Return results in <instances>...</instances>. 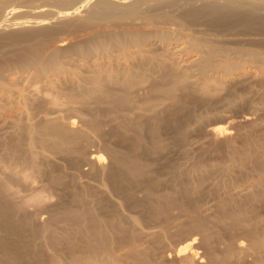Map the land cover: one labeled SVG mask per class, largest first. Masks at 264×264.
<instances>
[{
    "label": "rangeland",
    "instance_id": "rangeland-1",
    "mask_svg": "<svg viewBox=\"0 0 264 264\" xmlns=\"http://www.w3.org/2000/svg\"><path fill=\"white\" fill-rule=\"evenodd\" d=\"M58 1L59 0H53V3L51 0H35V3H33L32 1V3L27 4H30L29 6H36V11L40 10L41 12H43V10H50L51 12L56 13V11L58 12L63 9V7L58 4ZM11 3L19 5L16 10L26 9V7H22V5H27L26 3L22 4L17 0ZM79 4L80 3H76L75 6H79ZM200 5L201 0H197L195 2V6L198 7ZM142 8L143 6H140L123 13L115 14L114 17H111L108 20H120L129 16L137 18L139 17L140 12L143 11ZM174 8L175 9H169L166 7L152 6L147 7L145 10L150 14H170L171 16H174L178 19H180L182 16L183 18L180 20H182L183 22L185 20L188 21V19H186L184 15L185 10L187 9L185 5H182L180 3ZM9 9H11V7ZM79 11H81V14H85V7L83 9H79ZM27 14L28 13L24 14L26 16L19 15L15 17L14 15H11L9 13L6 15L7 17L4 16L0 19V23L3 24V27L8 32L14 30V28H10L9 26H7L10 25L9 23L13 24L25 21L26 24L28 23V25H31L30 22L34 21L33 17L36 18V16H31L29 14L27 16ZM177 15L180 17H177ZM37 18H42V16H37ZM57 20L60 21V19L54 18L53 22L56 24V22H59ZM186 21L184 23L192 32H195L193 34L198 37L200 36V38H204L209 41H213L214 39L213 42H217L219 44H221L222 42L225 44L227 43L226 46H232L233 44V47L243 46L244 48H251L252 45H255L253 46L254 48L264 49V30H260V27H256L257 30L254 27L247 28L245 25H235L228 27L227 25L223 24L224 26L222 27L221 23H214V25H211L212 23H208L206 19H199V22L194 23ZM49 22H52V19H50ZM5 31L3 30L1 31L2 33H0V64L7 62L6 60L11 61L12 59L14 60L15 57L17 58L18 55L16 54H18V46L17 48L14 46L18 45L19 43L21 44V42H14L12 50L11 46L7 45L6 42H4L5 40L3 39V35L7 33V31ZM85 33H87V31L82 29L71 31L59 30L52 36L50 35V37H47L48 41L46 38L43 41L46 42V48H50L52 46H56L59 48L70 47L74 42H76V39L82 38ZM235 35H237L238 37H235ZM173 41L183 43L185 46H187L190 53H195V51L187 43V37L184 34L175 36ZM255 42L256 44H258L256 45ZM15 49L17 52L15 51ZM157 51L160 52L161 49H157ZM115 52L117 51H113V53ZM67 55H69L70 58L74 57L72 63L75 62V64L73 63L69 66L77 70L76 72L78 74L79 72L82 76L83 73H85L84 76H86L87 74H96L95 71L91 70H89V72L85 70L83 71L84 68L79 67V62L82 61H80V59L75 56L76 54H74V52L68 51ZM166 57L170 62H172V60L175 61V59L171 58L170 55L169 57L171 59L167 55ZM217 58L219 60H224L227 57L223 54H219ZM230 60L234 62V68L243 65L264 66V61L252 60L246 54L236 53ZM18 73L23 74V77H21L16 82V86L14 85V88L16 89V91H18V93H21L23 96H25V98L19 100V102L15 105L7 104L6 102H4L5 107L3 106L0 110V201L13 209V214L16 220L25 219L28 223L18 232H0V241H7V243L13 244H24L23 246L19 247H11V251H18L20 254H23V257H14L12 254H9L8 256L11 258V261L14 260L15 264H74L78 261L79 263H93V258H95V260L97 261H100V259L106 260V256L104 255V253L108 251L107 253L110 254L109 256L117 257V259L119 260L118 263L120 264H184L187 259L189 260L190 258L191 260V257H193V264H208L213 259V257L216 259L219 258L223 262L225 255L227 254V250L231 248L233 254L231 253V256L229 255L230 257L228 256L224 260L225 264H239L240 262V264L264 263V248H260L262 250L252 248V240L250 236L246 234V232L248 231L247 228H249L251 232H255L254 234L252 233L253 236L255 235V237H257L259 235L260 238H264V197H259L255 194V196L257 197L254 198L255 200L250 198L251 200H254L253 202L248 199V196L246 197L247 194H250L251 190V193L255 192V181L260 178V175L263 172L258 170L251 164L254 162L253 159L256 158V156L254 155H256V152L258 150L257 142H259L264 137V78L263 80H246L240 83H238V81H233L234 83L215 82L212 78L213 82L211 80L207 89L208 91L206 90L207 93L205 91H202L203 93H199V91L197 90L191 91L187 87H181L179 90H177L176 93V95L178 96L177 100L164 96V93H162L163 91H157V95H155L156 92H154L155 94H151L149 85L147 86L148 83H146L147 81L140 80V87L138 86L137 88L138 91L135 89V94L131 92L130 103L128 104V106H124L129 109L128 111V109H124V107V110H121V108H117L119 110L115 109L114 107H112V103H109L107 100V104L105 100L96 102L97 100H95V98L94 100H92L93 98L91 96H87V101L84 99V102L86 101L84 103L83 100H80V96H82V93L78 96V93L80 92H78L76 88H73L75 86V83H77L78 81L77 78H74L73 81L69 78L66 79L65 77L62 78V76H60V79H58L60 81H58L55 85L57 86V92H51V90L47 89L43 84L44 77L40 78L36 74V70L33 66L22 67L18 70L5 69L0 75V84L7 76L12 75L15 77V75H17ZM81 75L79 76V80L81 79V82H84L86 77L84 79L81 77ZM81 82L80 84L83 83ZM87 82L88 80L86 79V82H84V84H87ZM143 83L146 84L144 85ZM219 83L221 84L219 85ZM58 91H60L58 94L59 96H56L57 100H55L54 95H56ZM67 91H73L77 94L73 95V93L71 92V94L68 95ZM150 94L151 97L149 96ZM75 98H77V101L75 100ZM151 98H156L157 102L155 99L153 101V99ZM148 100L149 102H156L154 107H147L145 105ZM100 102L104 103L101 104ZM23 103H25V105ZM183 104H185L186 106ZM11 106L13 108H10ZM19 106H21V108ZM26 108L29 111H27ZM109 108L111 111L109 110ZM180 108L186 110L189 115L187 116V112L184 110L175 112L176 114L178 113L177 115L172 112L175 109ZM22 109L23 111L25 110L24 112L26 113L19 115L18 113ZM15 110L18 112L16 113ZM12 111H15V113ZM100 111H102L103 114H99ZM27 112L30 113L28 114ZM168 112L170 114H168ZM173 114H175V116ZM183 114H185L186 116H184ZM24 115H26V117ZM129 115L131 116V118ZM170 115L172 116V118ZM127 116L131 120L127 118ZM159 117L163 119V121L165 120L164 122L161 121V129L159 128L160 141L164 147L163 149H158L157 147L158 150L156 151V153L155 151L145 152V157L146 159L148 158L147 160H149V173H147L140 179L141 182L143 179V182H139L140 185H136L137 188L132 185L131 188L130 185L127 186V184H123L125 187H127L126 190H128V192L129 189L130 193L134 192L133 194H131L132 200L130 199L126 201V198L122 199L124 196L120 197L122 194L120 195L118 192L116 194V192L110 189V184L107 186L108 188L105 185L106 182V184H108V175L106 176V174H108L109 171H107V168H111L113 165L110 159L111 157L110 155H108V151H106V146L120 153L126 154L127 151L129 152V148L127 146V142H124V144L123 141L127 137H133L134 134L138 133V129L139 132H141L143 140L142 144L144 145L143 148L146 146L148 147L147 144H149L150 146L149 139L152 135L151 130L153 131V125L155 126V123L158 121ZM222 117H225V119ZM121 119H129L128 121H131L127 123L131 124H129V126L127 124V126H125V123L123 121V126L126 127L127 131L122 130L123 128L121 127L123 126L121 123ZM137 119L142 122V126L139 128L136 126V123L138 122ZM49 121H51L52 126L56 122V125H63L64 127L68 128L70 124L73 123V128L77 129V131L82 132L84 130L85 134L83 135H85L86 138L85 136H82L80 139H78L79 141L77 140V142L71 144L70 148H67L65 145L63 146L64 148L61 146L60 150L59 148H50L43 142V137L49 139L48 141H50L51 143L55 140L56 142H58L59 139L53 131H50V127L48 129L45 128L48 127V124L46 122ZM134 121H136V123ZM146 121L149 123H147ZM133 123L136 127L133 126ZM188 123L189 125H187ZM119 124H121V126H119ZM178 124H183L184 128H187L185 129V140H183L185 143L181 142L175 144L173 142L174 132L172 131H174L175 127ZM44 130H46L47 132H45ZM129 130H133L136 132L131 134L132 132H130ZM218 131L223 133L224 136H227V138H229L233 142V145L237 150V154H234L235 157H237L240 153L247 149V154L248 156L250 155L251 158L246 163H244L243 166H240V168H238L234 160H232V154H230V152L225 149V144H222V138L215 136ZM123 132L124 134H122ZM127 132H130V135L129 133L127 134ZM43 134L45 136L47 134V136L45 137ZM219 140H221L222 142ZM40 141H42L44 144H40L42 143ZM17 143L18 145H16ZM28 147L32 148L31 150L33 151V153H29L27 151ZM35 149H37V151ZM66 149L70 151L67 152ZM238 149L241 152H239ZM98 152L99 154L101 153L100 155L105 156H102L106 169L104 172L98 169L96 167L97 165H95L94 163L89 164L90 158L95 154L98 155ZM251 159L253 161H251ZM33 164H35L36 166H34ZM191 164L193 166H191ZM209 164H219V171L209 176V179L207 177L205 182H203L202 184H197V178L199 179V176L197 175V172H194L195 169L193 168H196L197 166L206 167ZM254 169L258 170L259 172L255 171ZM97 170H99L100 172L98 173ZM190 171H193L191 172L193 174L189 173ZM177 172H179V174H177ZM183 172L185 174H183ZM187 172L189 173L190 177H188L189 175ZM257 173L259 176L257 175ZM181 174H183V177L181 176ZM173 176L175 177V179ZM189 178L191 180H189ZM153 180H157L158 183H156L155 181L153 182ZM100 182L104 185V187L107 188H105L106 195H100V193L97 191L98 188L96 187V184H99ZM121 182L123 183L122 179ZM146 182L147 184H149L150 190H148L149 187L147 186ZM154 183H156L157 185ZM184 183H187L186 186ZM141 185H143L142 188ZM155 185L157 187H154ZM195 186L198 188H195ZM143 187H147L148 189L146 188V190ZM181 187H184L186 189L187 195H183L184 191H182ZM152 188H155V190H153V193L150 194V192H152ZM131 189L133 191H131ZM193 192L198 195H194ZM157 193L160 196L163 195V197H166L167 195V198L170 200L168 205L171 206H167L168 211L167 209H164L163 212L157 214L158 217H154L156 219L155 220L154 218L151 219V216L148 215L149 210H147L146 206H148L149 204H146L145 201H147L148 199L149 202L154 201ZM75 195L77 198L75 197ZM98 196L100 197V199ZM182 196L184 198V201L182 200ZM184 196H187L189 199L187 197L185 198ZM229 198L232 201L229 200ZM100 200H102V202H104L105 200L106 205L109 206L107 210H104V205ZM107 200L109 201V203ZM180 200L182 202H180ZM134 201H137V206L135 204V206H131L133 205ZM125 202L128 203L125 204ZM139 202H145V204L140 203L139 205ZM175 202L182 204L183 202H185L182 208H184L185 206L187 208L185 207V210L181 209L180 206L175 204ZM188 202L190 204H188ZM241 203H243V206H245L246 209H249H247L249 212H247V216L243 218L242 224H234L231 219H227L224 215H221L228 212L227 210H229V208L233 210L231 207H233L234 205H242ZM101 204L103 207L101 206ZM143 205L146 206L144 207ZM249 205L251 206L249 207ZM69 208L70 211L74 212L75 214H77L78 212L79 216H77L76 220L67 221L65 219L67 217L64 213L65 211H68ZM111 210L113 213L111 212ZM114 212H116L117 215ZM87 213L89 214V216H93L92 218L94 219H92L91 216L89 217ZM114 216H117L119 218ZM219 216L222 217L220 218ZM224 217L225 221L223 219ZM90 218L92 219V221L95 220L94 223H96V227L98 228L99 233L101 232V235L105 234L103 236V245H89V243L92 244V242L94 241V238L91 237L90 233L88 232V226H90V222L88 220L91 221ZM129 218H133V220L137 222H135L136 225H132L131 223H129ZM119 219L121 222L120 224ZM197 219H206L205 224L203 221V229H206L208 233L205 231L204 233L200 228H196L197 230L194 228L197 227L194 226L195 224H197ZM187 222H189V224ZM190 222L191 227L193 226L192 230L189 226ZM194 222L195 224H192ZM257 222H259L258 225L255 224ZM84 224L86 227H84ZM117 226L120 230L117 228ZM243 228L246 232L243 230ZM199 229L200 231H202V233L199 231ZM149 231L154 233L157 232L160 236L157 233L154 236L155 238L147 236V232ZM206 233L208 236H204L206 235ZM204 237L209 238L203 240ZM206 240L207 243H203L206 242ZM204 244L205 246H211V248L205 246H203V248L202 245ZM238 245L245 248L241 250V252H238ZM98 246L101 247L99 248ZM226 247L229 248L226 250L225 254ZM95 248H97V250ZM208 248L211 249L210 251H213L215 255L218 254V257L214 256V254H211L209 250L208 251L210 252V254L209 252L207 253L206 249ZM103 249H105V252L103 251ZM135 250H139V253L143 254L141 255L142 257H138L136 254L137 251ZM91 251V257H87L86 254H89V252ZM243 251H245V253ZM93 252L97 255L93 254ZM33 255L39 256L38 262L34 260ZM74 255L77 257L75 258ZM256 255L258 256L256 257ZM8 256H6L2 252V249L0 247V264L6 263L3 261H10ZM143 256H145L146 258H143ZM79 257L85 259L82 261V259H80ZM210 257H212V259ZM239 257L242 258L240 259ZM86 259H88L89 261H86ZM216 259L215 261L212 260L214 262L211 261L209 264H215ZM219 259L217 260L216 264L222 263L221 261H219ZM74 260L76 262H74Z\"/></svg>",
    "mask_w": 264,
    "mask_h": 264
},
{
    "label": "bare ground",
    "instance_id": "bare-ground-1",
    "mask_svg": "<svg viewBox=\"0 0 264 264\" xmlns=\"http://www.w3.org/2000/svg\"><path fill=\"white\" fill-rule=\"evenodd\" d=\"M13 1H15V0H0V19L3 18L4 16H6L9 13L11 15H14L15 17H17L19 15L21 16V15H24V14L28 13L31 16H36V18L33 17L34 18V21H31L30 22L31 25H28V23L26 24V22L23 19L22 20L24 22H20V20L18 18V20H19L20 23H13L12 22L13 24L9 23L10 25H7L10 28H14V30H11L9 32L3 27V24L0 23V33H2L1 31H3V30L4 31L5 30L7 31V33H5L3 35V39L5 41L4 40H2V41L6 42L7 45L11 46V49L13 48L12 46H14V42H21V44L19 43L18 45H16V43H15L16 46H14L16 48L18 46V48H17L18 54H16V55H18L17 58L15 57L14 60L12 59L11 61L10 60L9 61L6 60L7 62H5L3 64H0V75H1V73L5 69H7V70L17 69L18 70V69H21L22 67H30V66H33L35 68V70H36V74L40 78L41 77H44L43 78V81H44L43 84H44V86L47 89L51 90V92L53 91L54 93L57 92L56 91V87L57 86H55V85L57 84L58 81H60V80H58V79H60V76H62V78L65 77L66 79L69 78L70 80H73L74 78H77L78 79L77 83L73 82V83H75V86L73 88H76V90H78V92H80V93H78V96H79V94L82 93V96H80L81 99H80V97H79V99L80 100H83V102H84V99L87 101V96H91L93 99L90 98V97H88V98H90L92 100H94V98H95V100H97L96 102H99L100 100H105V101L107 100L109 103H112L111 104V105H113L112 107H114L115 109L121 108V110H122L124 106H128V104L130 103V95H131V92L134 93V90L135 89L137 90L138 86L140 85L139 84L140 83V80L141 81H147L146 83H148L147 86L149 85L150 93L151 94L154 93V92H156V94L155 93L154 94L157 95V91H159V92L160 91L161 92L163 91L162 93H164V96H167V97H169L171 99H176L177 100L178 99V96L176 95V93H177V90H179L181 87H187L191 91L197 90L200 93L202 91H205L206 92V90L209 87V84H210L211 80L213 82V79H214L215 82H221V83H230V82H233V81H238V83H240V82L246 81V80L247 81L248 80H261V79L263 80V78H264V66H259V65H246V66H244L243 65V66H237V67L234 68L235 64H234V62L232 60H230L232 58V56H234L236 53H240V54H246V55H248L249 58L252 59V60L264 61V49L254 48L253 46H255V45H252L253 48L252 47L251 48H244L243 46L242 47H233V44H232V46H226L227 43L225 44L222 41H220V42L223 43V45H222V43L219 44L217 42H213L214 39H213V41H209V40H206L204 38H200V36L198 37L195 34H193L195 32H192L189 29V27L184 23L186 20L184 22L182 20H180V19L183 18L182 16H181L180 19H178V18H176L174 16H171L170 14H166V13H160V14H153L152 13V14H150L149 12H146V10H145L147 7H152V6L166 7V8H169V9H172V8L175 9L174 7L176 5H178V4L181 3L182 5H185L186 8H187L185 10V12H184V15H185L186 19H188V21L193 22V23L194 22H199L198 21L199 19H206V21L208 23L209 22L212 23L211 25H214V23L215 24L216 23H219V24L221 23V26L222 27L224 26L223 24L227 25L228 27L235 26V25H245L247 28L254 27L256 29V27H258V28L260 27V30L261 29L264 30V0H201V5L198 6V7L195 6V2L197 0H59L58 1V4L60 6H62L63 9L60 10V11H58V12L56 11V13L55 12H51L50 10H46V11L43 10V12H41L40 10L39 11H36L35 10L36 6H29L30 4L29 5L27 4V3H32V1H33V3H35L34 2L35 0H17V1L21 2L22 4L26 3L27 5H22V7L23 6H24V8L26 7L25 10H19V9L16 10V8H18L19 5L15 4V3H11ZM51 1L53 2V0H51ZM76 3H80L79 6L78 5L75 6ZM140 6H143V8H142L143 11L140 12L139 17H137V18H133V17L129 16L127 18H123V19H120V20H113V21H109L108 20L111 17H114L115 14L123 13V12L129 11V10H131L133 8L140 7ZM10 7H11V9H9ZM84 7H85V11H84L85 14H81L80 13L81 11H79V9H81V8L83 9ZM171 13H172V11H171ZM28 14H27V16H28ZM173 14H174V12H173ZM24 16H26V15H24ZM37 16H42V18H37ZM177 17H180V16L177 15ZM54 18L55 19L58 18V19H60V21L57 20L59 22H56V24H55L53 22ZM50 19H52V22H49ZM25 20H27V19H25ZM188 21H186V22H188ZM218 26H220V25H218ZM76 29L86 30L87 33H85V35L82 38L76 39V42H74L70 47L59 48V47H56V46H52L50 48H46V45H45L46 42L43 41L45 38L48 41V38L47 37H50V35L52 36L55 32H57L59 30L60 31H71V30H76ZM182 34H184L187 37V43L195 51V53H193V54L190 53L189 50H188V48H187V46H185L183 43L178 42V41H173V39H174L175 36L182 35ZM210 36H211V34H210ZM236 36L237 35H235V37ZM43 42H44V44H43ZM255 44H256V42H255ZM11 49H10V51H11ZM157 49H161V51L158 52ZM15 51H16V49H15ZM68 51L74 52V54H76L75 56L77 58H79L80 61H82V62H79V65H80L79 67H83L84 68L83 71L85 70V71H88L89 72V70H91V71H95L96 74L93 73L91 75L87 74L86 76H84L85 73H83V76L84 77L80 74V72L78 74L76 72L77 70H75V69H73L72 67L69 66L70 64L71 65L73 63L75 64V62L72 63V61L74 60V57L73 58H70L69 55H67ZM113 51H117V52L113 53ZM219 54H223L227 58L224 59V60H219L217 58ZM99 55H100V57H99ZM166 55L168 57L170 55L171 58H174L175 59V61L172 60V62H170L169 60H167ZM148 73L151 74V75H149ZM80 75L84 79L86 77V79L88 80L87 84H84V82H86V79L85 80L83 79L84 80V82L82 81L83 83L81 82V79L79 80V78H80L79 76ZM21 77H23V74H21V73H18L17 75H15V77L12 76V75H9L0 84V110L4 106V102H6L7 104H12V105L14 104L15 105L16 103L19 102V100L25 98V96H23L21 93H18V91H16V89L14 88V85L16 84V82ZM65 81H67V80H65ZM79 81L82 84H80ZM221 83H219V85ZM59 92L60 91H58V93L56 95H54L55 96V100H57L56 96H59L58 95ZM71 92L73 93V95L74 94L75 95L77 94L76 92L75 93L73 91H71ZM71 92H68V95H70ZM151 94L149 95L150 97H151ZM154 94H153V96H154ZM158 98H160V97H158ZM76 99L77 98H75V100ZM151 99H153V98H151ZM154 99L156 100V98H154ZM154 99H153V101H154ZM107 101H106V104L108 103ZM153 101L149 102V100H148L145 105L147 107L148 106L154 107V105L157 102V100H156L155 103ZM79 102H82V101H79ZM100 103L102 104L104 102H100ZM231 103H232V101H231ZM23 104L25 105V103H23ZM183 105H185V104H183ZM19 107L21 108V106H19ZM23 107H25V106H23ZM10 108H13V107L11 106ZM125 108L126 107H124V109ZM130 108H131V106H130ZM126 109H128V108H126ZM147 109H149V108H147ZM109 110H110V108H109ZM117 110H119V109H117ZM183 110H184L183 108L182 109L180 108V109H175L172 112L175 113V112H179V111H183ZM15 111H12V112L15 113ZM24 111L22 109V110L19 111L18 114L19 115H22L23 113H26ZM27 111H29V110L27 109ZM116 111H113V112H116ZM128 111H129V109H128ZM184 111H186V110H184ZM17 112L18 111H16V113ZM101 113H102V111H100L99 114H101ZM110 113H112V112H110ZM132 114H130V115H132ZM168 114H170V113L168 112ZM175 114H173V115L175 116ZM183 115L184 116H186V115L188 116L189 113L187 112L186 115L185 114H183ZM24 116L26 117V115H24ZM180 116H181V113H180ZM160 117H159V119L157 118L158 121L156 119L157 122L155 123V126L152 124L154 129H153V131L151 130L152 135H151V137L149 139L150 140L149 141L150 142V146H149V144H147L148 147L146 146V147L143 148V146H144L142 144V141L143 140H142L141 132H139V129L137 131L138 133L134 134L133 137H131V138L127 137L123 141V143L124 142L125 143L127 142V146L129 148V149L127 148L129 150V152L127 151L128 154L127 153L126 154L120 153V152H118V151H116L114 149H111L110 147L106 146V151H108V153H109L108 155H110V157H111L110 159H111L113 165H112L111 168H107V171H109L108 174H106V176L108 175V177H107L108 178V184H106L107 183L106 182L107 180H106L105 181L106 182L105 185L107 187L110 184L109 185L111 187L110 189H112L114 192H116V194H117V192L120 195L122 194L121 196L120 195H118V196H120V197L124 196L122 199L126 198V201L127 200H130V199L132 200L131 194H133L134 192L133 193L132 192L130 193V189H129V192H128V190H126L127 187H125L123 184H127V186L130 185L131 188H132V186H135L136 187V185H138V184L140 185V183L143 182V179H142V182H141L140 179L142 177H144L147 173H149V167H148L149 166L148 165L149 160H147L148 158L146 159L145 152L146 151H151V152H154L155 151V153H156V151L159 148L160 149L161 148L163 149V147H164L161 144L160 137H159V130L161 129L160 128V124H161V121H163V119H161ZM127 118H129V117L127 116ZM130 118H131V116H130ZM133 118H135V117H133ZM171 118H172V116H171ZM222 118L225 119V117H222ZM129 119H127V120L126 119L125 120H122L121 119L122 120V122H121L122 123V126H123L124 123H125L124 124L125 126H127V125L129 126L130 123L127 124L128 122H131V121H128ZM220 119H221V117H220ZM181 120H183V119H181ZM123 121H124V123H123ZM125 121H127V122H125ZM137 121H138L137 123H136V121H134V122L136 123V126L139 128V127L142 126V122L139 121L138 119H137ZM46 123L48 124V127H45V128L48 129L50 127L49 128L50 131H53L55 133V135L59 139L58 142H56V140L53 139L55 141L54 142L52 141V143H51L50 141H48L49 139H46V138L43 137V139H44L43 142L45 143L46 146H48L50 148H59V150H60V147L61 146L63 147L64 145L67 148H70L71 144L77 142V140L80 139L82 136H85V135H83V134H85L84 133V130L82 131L83 132L82 133L80 131H77V129H74L73 128V126H74L73 123H71V124L69 123L70 124L69 128L68 127H64L63 125L62 126L56 125L57 124L56 122H55L56 124L54 123L53 126L51 124V121L46 122ZM147 123H149V122H147ZM177 123H179V122H177ZM187 125H189V123ZM43 126H44V124H43ZM119 126H121V124H119ZM133 126H135L134 123H133ZM95 128H97V127H95ZM121 128H123L122 129L123 131L126 130V127H124V126L121 127ZM171 129H172V127H171ZM185 129H187V128H184L183 124H178L175 127L174 131H172V132H174L173 133V142L175 144L184 142L183 140H185L184 139V137H185ZM44 131L47 132L46 130H44ZM90 131H91V129H90ZM129 131L132 132L131 134H133L134 132H136V131H133V130H129ZM130 132H127V134L129 133V135H130ZM122 134H124V132ZM18 135H19V133H18ZM125 135H126V133H125ZM46 136H47V134H46ZM56 136H54V137H56ZM121 136H123V135H121ZM215 136L216 137H219V138L220 137L222 138V141H223L222 144H225V147H226L225 149L228 150L230 152V154H232V160H234V162L236 163V166L238 168H240V166H243V164L246 163L251 158L250 155L248 156V154H247V149L246 150L242 149L244 151L242 153H240L237 157H235V155L237 154V150H236L235 146L233 145V142L229 138H227V136H224V134L221 133L220 131H218ZM35 138H37V137H35ZM85 138H86V136H85ZM219 138H217V139H219ZM43 139H41V140H43ZM219 141H221V140H219ZM34 142H35V140H34ZM40 142H42V141H40ZM43 142L40 143V144H44ZM16 145H18V143ZM157 147H158V149H157ZM257 147H258L257 148L258 150L256 152V155H254V156H256V158L253 159L255 163L254 162L253 163L251 162L252 163L251 165L255 166V168H257L258 170L263 171V172L261 173L262 176L260 175V178H258V180L255 181V185H256V190H254L255 192L254 193H251V191H252L251 190L250 191V194H247L246 195V197L248 196V199H250V198L251 199H254L256 197L255 194L257 196H259V197H264V137L259 142H257ZM220 148H222V147H220ZM31 149H32L31 147H28L27 151L29 153H33V151ZM71 149H73V148H71ZM35 150L37 151V149H35ZM68 151H70V150H67V152ZM239 152H241V151L239 150ZM100 154L98 152V155L95 154L94 156H92L90 158V160L89 159L88 160H89V164L90 163H94L95 165H97L96 167L98 169H100V170H102L104 172L106 170L105 169V164L103 162V157H102L104 155H100ZM35 156H36V154H35ZM152 156H153V154H152ZM251 156H252V154H251ZM161 158H162V156H161ZM106 160H107V158H106ZM253 160L251 159V161H253ZM197 161H200V160H197ZM33 165L36 166L35 164H33ZM191 166H193V165L191 164ZM191 166H189V167H191ZM219 166H220L219 164H217V165L216 164H209L206 167H202V166L199 167V166H197L196 168H193V169H195L194 172H197L198 174L197 173L196 174L199 176V179L197 178V181H198L197 184H199V185L202 184L203 182H205V180L207 179V177L209 179V176H211L214 173L218 172L219 171ZM38 169H39V167H38ZM108 169H110V170H108ZM34 170H36V169H34ZM254 170L255 171H258L256 169H254ZM97 171H98V173L100 172L99 170H97ZM107 171H106V173H107ZM191 172H193V171H190L189 173H191ZM171 173H173V172H171ZM189 173H188V175H189ZM177 174H179V172H177ZM183 174H185V173L183 172ZM183 174H181V176ZM191 174H193V173H191ZM149 175H151V174H149ZM257 175H258V173H257ZM106 176H105V178H106ZM188 177H190V175ZM121 179H122L123 183L121 182ZM174 179H175V177H174ZM181 180H180V182H181ZM189 180H191V179L189 178ZM154 181L155 180H153V182ZM161 181H162V179H161ZM101 182L99 184H96V187L98 188L97 191L100 193V195L101 194L104 195L105 194V188L106 187H104V185ZM155 182L158 183L157 180ZM156 183H154V184H156ZM167 183H165V184H167ZM146 184H147V182H146ZM184 184L186 186L187 183H184ZM197 184H196V186H197ZM156 185L154 187H157ZM142 186L143 185H141V188H142ZM147 186L149 187V184H147ZM196 186H195V188H198ZM146 188H144V189H146ZM183 188H182V191H184L183 192V195L184 194L187 195V192H186V189L187 188L185 187L186 189L184 188V190H183ZM148 190H150V187H149ZM151 190H152V192H150V194L153 193V190H155V188H152ZM131 191H133V190L131 189ZM175 191H177V190H175ZM172 192H173V190H172ZM147 195H146V197H147ZM194 195H196V193H194ZM150 196H148V197H150ZM157 196H159V197H157ZM157 196L154 198V201H150L149 202L148 201L149 199H148L147 200L148 203H147V201H145L143 199L146 202V204H149L148 206H146V205H143V206L144 207L146 206L147 210H149L148 211L149 214L148 213L147 214L149 216H151V219H153L154 217L156 218L157 214H159L160 212H163L164 209H167V211H168V207L167 206H171V205H168V203L170 202V200L167 198L168 197L167 195H166V197H163V195L160 196L157 193ZM200 196H202V195H200ZM75 197H76V195H75ZM190 197H192V196H190ZM99 199H100V197H99ZM182 200L184 201L183 196H182ZM229 200H231V199L229 198ZM254 200H251V202H253ZM82 201H83V199H82ZM100 201L102 202V200H100ZM137 201L136 202L134 201L133 205H131V206H135L136 203H137ZM172 201H171V203H172ZM104 202H105V200H104ZM104 202H102L103 205H104V210H107L109 206H107L106 205V202L105 203ZM128 202H125V204L128 203ZM145 202H142V203L139 202V205H140V203L141 204H143V203L145 204ZM176 202H175V204H177L178 206H180L181 209H184L186 207L185 206L184 208H182L183 207V204L185 202H183V204L182 203H176ZM180 202H182V201L180 200ZM98 203H99V201H98ZM108 203H109V201H108ZM191 203H193V202H191ZM236 203H238V202H236ZM243 203H241L242 205H239L238 204V206L237 205H234V206L232 205L233 207H231V208L233 210H231L229 208V210H227L228 212H226L224 214H221V215H224L227 219H231L234 224H237V225L242 224L243 223V218H245L247 216L246 214H248L247 212H249L248 211L249 209L247 208L248 209L247 210L246 207L243 206ZM131 204H132V202H131ZM173 204H172V206H173ZM188 204H190V203L188 202ZM137 205H138V203H137ZM101 206H102V204H101ZM220 206H222V205H220ZM250 206L251 205H249V207ZM226 207H227V205H226ZM234 207H235V209H234ZM178 209H179V207H178ZM144 210H145V208H144ZM253 210H255V209H253ZM111 212H112V210H111ZM102 213H104V212H102ZM114 213H116V212H114ZM145 213H146V211H145ZM64 214L67 217V218H65L67 221L68 220H76L77 216H79L78 215V212H77V214H75L74 212H71L70 211V208H69L68 211H65ZM89 214H88V216H89ZM105 214H106V212H105ZM116 215H117V213H116ZM201 216H202V214H201ZM89 217H88V219H89ZM92 217L93 216H91V218ZM114 217H117V216H114ZM225 217L223 218L224 221H225ZM117 218H119V217H117ZM250 218H251V215H250ZM92 219H94V218H92ZM92 219H91V221L88 220L90 222V226H88L89 227L88 228V232L90 233L91 237L94 238L93 239L94 241L92 242V244L89 243V245H93V244H102L103 245L104 244V238H103V236L105 234L104 235H101V232L99 233L98 228L96 227V223H94L95 220L92 221ZM197 220H196L197 224H195V222L192 223V224H195L194 226H197V227H194V228L195 229L196 228H200V229H202L203 232L204 231L207 232L206 229L205 230L203 229L206 219L205 220L199 219L198 221ZM128 221L132 225H136L135 224L136 221H134L133 218L132 219L129 218ZM203 221H204V224H203ZM71 222H74V221H71ZM111 222H113V221H111ZM120 223L121 222H120V219H119V224ZM187 223L189 224V222H187ZM27 224L28 223H27V221L25 219L16 220L15 217H14V214H13V209H11L10 206H8L5 203H2L0 201V232H18V231H20ZM255 224L258 225L259 222L255 223ZM101 225H102V223H101ZM189 226L191 227V222H190V225ZM84 227H86L85 224H84ZM122 227H120V228H122ZM192 227H191V230H192ZM81 228H82V226H81ZM117 228H118V226H117ZM117 228H115V229H117ZM184 228H185V226H184ZM200 229H199V231H200ZM247 229H248V231L246 232L244 230V228H243V230L246 232V234H248L250 236V238L252 240V248H255V249L264 248V238H262V237L260 238L259 235L258 236L256 235L257 237H255V235L253 236L252 235L253 232H251L249 228H247ZM202 231H200V232L202 233ZM156 233L149 231V232H147V236L154 237ZM207 233L204 236H208ZM156 238H157V236H156ZM207 238H209V237H206V238L204 237V239L203 238H201V239L205 240ZM203 243H207V240H206V242H203ZM23 245L24 244H22V243L13 244V243H7V241H0V247L2 249V252L6 256H8L9 254H12L14 257H17V256L23 257V254H20L18 251H15V252L14 251H11V247H13V246L14 247H17L18 246L19 247V246H23ZM203 246H205V244L202 245V247ZM205 247H210L211 248V246H205ZM228 248L226 247L225 254H226V250ZM244 248L245 247H242V246L238 245V252H241V250H243ZM95 249L97 250V248H95ZM250 249H249V251H250ZM104 250L105 249H103V251ZM139 250L138 251L135 250V251H137L136 254H137L138 257L141 256V255H143V254H140L139 253ZM208 250L210 251L211 249H209V248L206 249L207 253L209 252ZM228 250H227V254L225 255L224 260L229 255L231 256V253H232L231 248L228 249ZM260 250H262V249H260ZM107 252L104 253V255L106 256V260H101L100 259V261H97V260H95V258H93L94 259L93 263H91V262L90 263H87V262L79 263V261L76 262L74 260V262H76L74 264H120V263H118L119 260L117 259V257H114V256L113 257H110L109 256L110 254H108ZM110 252H111V248H110ZM210 252H211V254H214V256H217L218 255V254L215 255V253L213 251H210ZM210 252H209V254H210ZM243 252L245 253V251H243ZM90 253H92V251L89 252V254H86V256L87 257H91L92 254H90ZM95 253H96V251H95ZM95 253L93 252V254H95ZM97 253H98V251H97ZM100 254H101V252H100ZM95 255H97V254H95ZM95 255H93V256H95ZM179 256H180V254H179ZM188 256H190V255H188ZM257 256L258 255H256V257ZM76 257L77 256H75V258ZM99 257H100V255H99ZM144 257L145 256H143V258ZM33 258H34V260L36 262L39 261V256L38 255H33ZM191 258L193 259V257H191ZM210 258L212 259V257H210ZM259 258H260V256H259ZM9 259H10V261H8V262L7 261H3V262H6L5 264H15L13 259H12L13 261H11V258L10 257H9ZM80 259H82V258H80ZM84 259H82V261ZM192 259L191 260H190V258H189V260L188 259L187 260L185 259L186 261H185L184 264H193ZM215 259L216 258L213 257L212 260L215 261ZM218 259H216L215 264L217 263V260ZM224 260L222 262L221 259H219V261L222 262L220 264H225V261ZM86 261H89V260L86 259ZM214 261H212V262H214ZM259 261H261V260H259ZM147 262H149V261H147ZM226 262H227V260H226ZM256 263H257V261H256ZM211 264H213V263H211Z\"/></svg>",
    "mask_w": 264,
    "mask_h": 264
}]
</instances>
